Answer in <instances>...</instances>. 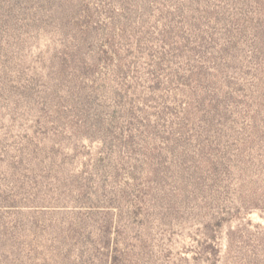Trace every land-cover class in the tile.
I'll return each instance as SVG.
<instances>
[{"label": "rangeland", "instance_id": "1", "mask_svg": "<svg viewBox=\"0 0 264 264\" xmlns=\"http://www.w3.org/2000/svg\"><path fill=\"white\" fill-rule=\"evenodd\" d=\"M0 264H264V0H0Z\"/></svg>", "mask_w": 264, "mask_h": 264}]
</instances>
